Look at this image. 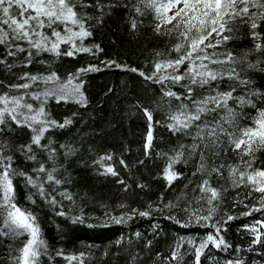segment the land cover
Wrapping results in <instances>:
<instances>
[{"label":"snow or ice","instance_id":"obj_1","mask_svg":"<svg viewBox=\"0 0 264 264\" xmlns=\"http://www.w3.org/2000/svg\"><path fill=\"white\" fill-rule=\"evenodd\" d=\"M116 7L127 10L131 32L150 15L153 32L170 38L175 34V43L156 53L148 71L101 60L61 75L57 60L98 57L104 51L86 41ZM239 40H246V46L235 47ZM113 68L135 74L159 97L152 107L139 100L131 105L146 121L139 164L162 159L161 176L168 187L183 178L177 165L191 164L192 176H201L191 201L183 206L168 202L155 210L181 229L195 224L207 231L201 236L178 233L169 253H157L152 264H186V257L191 264H202L208 256L219 264L211 250L229 257L244 251L264 256V87H256L254 79L255 73L264 74V0H0V71L11 77L0 79V240L26 238L14 264H45V258L51 264L56 256L85 264L84 252L66 255L50 249L38 217L18 203V188L53 215L85 223L82 210L74 214L73 195L64 187L69 181L62 175L67 160L83 147L61 138L79 122L80 113L67 116L54 109L69 104L87 109V77ZM158 111L164 119H155ZM157 126L188 142L156 152ZM18 131L25 139L13 143ZM21 161L28 167L22 168ZM117 164L130 171L123 153L106 151L93 160L99 175L117 178L127 191L131 185L120 177ZM230 191L235 193L232 204L222 211ZM65 200L71 202L67 211ZM241 206L242 212L232 214ZM176 207L183 216L173 213ZM136 216L152 218L149 210L132 209L119 217L109 214V219L123 224ZM240 217H253L243 225L250 237L247 249L226 239L229 223ZM152 227V239L135 231L115 241L118 248L125 246L126 264H143L141 253L159 235L160 226ZM224 264H246V259L227 258Z\"/></svg>","mask_w":264,"mask_h":264},{"label":"trees","instance_id":"obj_2","mask_svg":"<svg viewBox=\"0 0 264 264\" xmlns=\"http://www.w3.org/2000/svg\"><path fill=\"white\" fill-rule=\"evenodd\" d=\"M122 3L124 0H115ZM127 10L116 7L112 15L106 18L105 23L96 28L94 36L86 43L99 44L104 49L98 57L78 56L76 59L63 57L55 62L56 69L61 75L74 71L77 67L88 63L100 64L101 60H116L131 66L140 67L148 71L152 67V60L157 52H167L175 43V34L172 37L158 36L153 32L149 15L145 24L137 32L130 31L127 23ZM246 40H239L235 47L243 48ZM175 55V53H173ZM103 67V65H101ZM0 79L10 80L11 77L0 71ZM256 87H264V74L255 73ZM87 96L89 106L87 109L78 106L60 105L54 111L71 116L79 111L78 123L62 134L64 141L82 144L80 152L70 157L66 162L62 175L68 178L64 187L73 195L75 204L74 214H82L85 217L84 224H72L64 217L55 216L44 205L32 204L23 188H18V203L20 206L36 215L41 223L43 237L48 242L50 249H62L66 255L84 252L85 264H126L128 257L124 251V245L119 248L115 241L140 231L148 239L153 238V225H159V235L153 239L151 249L145 250L141 255L143 264H152L157 253L167 255L170 246L178 239L177 234L185 236H201L207 230L195 224L187 229L179 228L174 222L164 219V216L156 211L163 204L172 202L183 206L191 201L193 189L200 181L201 176H192V165L187 167L177 165V170L183 171V178L175 181L168 187L162 179L161 173L164 161L159 158L145 159L144 164H139L143 156L144 137L146 135V121L141 112L131 107L139 100L147 107H152L159 99L151 85L143 82L133 73L122 72L116 69L103 70L89 74L87 77ZM111 89V91H109ZM155 119H164L162 112L155 113ZM154 141L155 151L167 150L170 146L179 142H188L185 138L177 140L170 137L165 128L157 126ZM25 139L22 132L12 136L13 143H21ZM115 152L118 156L124 154L130 165V171L121 168L117 164L120 177L131 186L124 190V186L116 182L117 178L99 175L93 160L104 152ZM21 167H28L22 161ZM143 184L140 188L137 185ZM187 186V187H186ZM241 193L243 190H240ZM234 192L227 195V203L222 211H227L232 204ZM162 198V200H161ZM251 203V201H246ZM71 202L65 200V211ZM151 206V208H149ZM132 209L151 211L152 218L136 216L123 224H116L109 219L111 216H121L130 213ZM244 209L235 207L232 214L240 213ZM167 211V210H166ZM173 213L180 212L179 207L172 209ZM183 216L184 213L180 212ZM259 215V214H256ZM253 217H240L228 225L226 239L235 245L248 247L249 236L245 234L243 225L251 223ZM107 223L108 226H104ZM88 224L94 227H88ZM26 238L17 240H0V264H14L13 257L16 250L22 247ZM143 241L135 246L139 248ZM219 264H224L227 258L242 256L246 264H264V256L246 251L239 252L229 257L226 253H215ZM120 253L117 255V253ZM107 253V255H105ZM206 256L208 253L206 252ZM45 264L49 262L45 258ZM51 264H70L60 256H56ZM75 264V262H71ZM186 264H191V257H186ZM202 264H216L210 256L202 257Z\"/></svg>","mask_w":264,"mask_h":264}]
</instances>
